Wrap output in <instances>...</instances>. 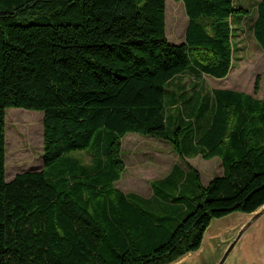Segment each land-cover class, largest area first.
Segmentation results:
<instances>
[{"label":"trees","instance_id":"trees-1","mask_svg":"<svg viewBox=\"0 0 264 264\" xmlns=\"http://www.w3.org/2000/svg\"><path fill=\"white\" fill-rule=\"evenodd\" d=\"M174 1L188 20L179 45L166 38L165 0H0V264H173L201 248L213 219L264 205V101L214 89L191 119L183 94L169 100L179 113L165 104L187 72L229 75L232 20L245 10L234 0ZM252 34L264 53V0ZM7 109L43 113V169L8 183ZM131 133L169 144L181 160L218 158L222 175L204 187L187 164L197 190L188 202L159 196L155 182L152 203L125 195L114 184Z\"/></svg>","mask_w":264,"mask_h":264},{"label":"rangeland","instance_id":"rangeland-1","mask_svg":"<svg viewBox=\"0 0 264 264\" xmlns=\"http://www.w3.org/2000/svg\"><path fill=\"white\" fill-rule=\"evenodd\" d=\"M259 2L260 0H234V5L237 8H243L245 14L239 18L234 17L235 20H232L233 60L229 75L225 79H213L205 75L196 77L188 72L179 76L166 89L169 96L166 97L165 104H169L167 109L169 114L179 113V109H173L169 100L174 101L177 95L183 94V99L178 105L182 108L184 115L191 119L188 115L194 113L193 108L196 103L214 89L238 91L264 101V53L252 34ZM165 24L168 42L173 45L183 43L188 20L182 2L165 0ZM255 83L258 87L256 93ZM16 111L24 113L17 118L14 115ZM204 124L201 121L196 123L195 127L199 125L203 129ZM183 134L187 136L185 132ZM183 144L185 148L190 149L188 138H183ZM120 154L124 171L122 179L115 184V187L124 192H137L138 194L134 197L150 203L153 201L154 193L149 188L151 180H156L154 181L155 191L159 196L168 195L171 201L182 202H188L194 198L197 190L193 177L188 174L187 164L198 171L204 187L210 180L222 174L221 162L218 158L204 161L201 155H193L190 162H185L173 152L169 144L136 133L127 134L124 137ZM72 158L84 165H90L92 162V157L88 153H78L72 155ZM175 164L179 170H175L164 185H158V180L166 177L169 169ZM42 169L43 113L7 109L5 114V181L10 182L20 173L37 172ZM139 185L142 188H139ZM247 217L248 215L232 213L220 219H213L205 232L201 248L179 261L196 258L207 238L218 237V243L226 241ZM235 251L236 257L231 255L228 264H264V215L244 233Z\"/></svg>","mask_w":264,"mask_h":264},{"label":"water","instance_id":"water-1","mask_svg":"<svg viewBox=\"0 0 264 264\" xmlns=\"http://www.w3.org/2000/svg\"><path fill=\"white\" fill-rule=\"evenodd\" d=\"M263 215L264 205L248 215L247 219L237 227L233 235L226 241L218 243V237H213L214 243L210 250H205L203 243V249L196 258L183 259L175 264H228L231 255L236 257L235 249L244 233Z\"/></svg>","mask_w":264,"mask_h":264},{"label":"crops","instance_id":"crops-1","mask_svg":"<svg viewBox=\"0 0 264 264\" xmlns=\"http://www.w3.org/2000/svg\"><path fill=\"white\" fill-rule=\"evenodd\" d=\"M123 140H124V137L122 138V140H121V146H122V143H123ZM129 140V139H128ZM190 159H192V158H187V159H185V162H190L191 160ZM176 165V164H175ZM174 165V166H175ZM174 166H172L170 169H169V172L166 174V177H163V178H161V179H159L158 181H161V180H164L165 178H167L169 175H170V173H171V171H172V169H173V167ZM222 175V174H221ZM122 179V176H121V178H120V180ZM120 180L119 181H117L116 183H119L120 182ZM154 181H156V180H154ZM154 181L153 180H151L150 182H149V188L151 189V191H152V183H154ZM115 183V184H116ZM115 184H114V187H115ZM130 185V184H129ZM116 188V187H115ZM129 188L131 189V185L129 186ZM139 188H142L141 187V185H139ZM117 190H119L118 188H116ZM120 192H122L123 194H125V195H129V194H134V195H137L138 193L137 192H133V191H128V192H124V191H121V190H119Z\"/></svg>","mask_w":264,"mask_h":264},{"label":"bare ground","instance_id":"bare-ground-1","mask_svg":"<svg viewBox=\"0 0 264 264\" xmlns=\"http://www.w3.org/2000/svg\"><path fill=\"white\" fill-rule=\"evenodd\" d=\"M214 241L212 240V238H207L204 242V247L205 250H210L213 246Z\"/></svg>","mask_w":264,"mask_h":264}]
</instances>
